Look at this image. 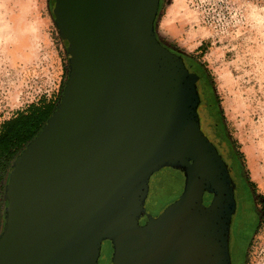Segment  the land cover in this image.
Here are the masks:
<instances>
[{"label":"water","instance_id":"obj_1","mask_svg":"<svg viewBox=\"0 0 264 264\" xmlns=\"http://www.w3.org/2000/svg\"><path fill=\"white\" fill-rule=\"evenodd\" d=\"M160 2L54 0L68 78L9 170L0 264H100L104 241L105 264H231L232 227L253 217L199 128L198 76L156 35ZM165 167L184 186L153 217L148 181Z\"/></svg>","mask_w":264,"mask_h":264},{"label":"rangeland","instance_id":"obj_2","mask_svg":"<svg viewBox=\"0 0 264 264\" xmlns=\"http://www.w3.org/2000/svg\"><path fill=\"white\" fill-rule=\"evenodd\" d=\"M49 5L50 0H0V126L31 105L62 96L68 54ZM155 31L173 51L197 59L210 79L230 145L260 213L247 264H264V0H161ZM161 175L172 186H154ZM7 180L8 175L0 182V232ZM183 186L179 170L165 167L153 173L144 203L147 214L161 213ZM209 201L205 196V204ZM112 253V244L104 241L99 263L109 262Z\"/></svg>","mask_w":264,"mask_h":264},{"label":"flooded vegetation","instance_id":"obj_3","mask_svg":"<svg viewBox=\"0 0 264 264\" xmlns=\"http://www.w3.org/2000/svg\"><path fill=\"white\" fill-rule=\"evenodd\" d=\"M160 42L162 45L166 46L172 52L180 56L188 71L191 73H195L199 78L197 82V89L202 99L197 109L199 128L203 135L206 136L209 141L215 146L216 151L221 156V158L230 163V169L234 178L233 188L236 202L239 208L238 213L242 211V208L245 209L248 214L252 215L253 221L255 223V226L253 224L250 229H245L242 219L238 218L236 227L234 224L232 227V234L230 232L229 236V251L230 258L232 260L231 264H247V250L249 246L248 243L253 237L255 230L257 231L256 227L260 220V213L259 210L256 209L251 188L248 184V181L245 179L244 174L239 168V163L237 162L233 148L230 145L229 138L223 124V119L221 118V113L218 110L216 100L212 92L210 79L204 67L193 56H186L181 53L175 52L167 45H165L161 40ZM17 116L18 114L15 117ZM167 178L168 177L166 176H159L155 180L154 186L156 185V187H162V189L172 186V183L170 182V180L168 181ZM5 186L6 184L4 185V187ZM209 199H211V197ZM156 216L153 215V217ZM144 222L145 220H143L142 223Z\"/></svg>","mask_w":264,"mask_h":264},{"label":"trees","instance_id":"obj_4","mask_svg":"<svg viewBox=\"0 0 264 264\" xmlns=\"http://www.w3.org/2000/svg\"><path fill=\"white\" fill-rule=\"evenodd\" d=\"M54 0H50V15L54 21L52 7ZM67 53V42L62 39ZM61 96L56 102H49L43 106L31 105L27 112L19 113L0 126V182L8 175V171L15 159L23 152L26 145L41 130L46 120L56 109ZM43 107V108H42Z\"/></svg>","mask_w":264,"mask_h":264}]
</instances>
